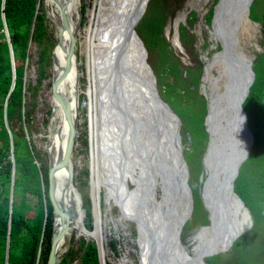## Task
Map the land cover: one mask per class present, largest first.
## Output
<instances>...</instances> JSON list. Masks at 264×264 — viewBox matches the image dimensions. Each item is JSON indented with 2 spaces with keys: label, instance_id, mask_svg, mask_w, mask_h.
<instances>
[{
  "label": "water",
  "instance_id": "obj_1",
  "mask_svg": "<svg viewBox=\"0 0 264 264\" xmlns=\"http://www.w3.org/2000/svg\"><path fill=\"white\" fill-rule=\"evenodd\" d=\"M55 1L58 3L60 13L59 28L54 36L55 45L51 51L53 66L55 65V50L62 51L65 56L58 75L56 76L55 72L52 71L51 90L52 95L57 98L61 105L66 135L63 145L61 142L57 147H53V134L58 135L60 128L58 124H52L51 119L54 110L51 105L47 125L46 152L48 155L47 195L52 209V238L46 264H59L65 254L68 233L78 215L77 206L82 211L80 213H84L78 191L73 185L72 169L80 90H78L75 81L71 95L73 102L71 103L70 97L63 96L57 89V82L66 80L71 71L74 73L76 71L77 29L72 25L71 16L68 15L64 3ZM76 1L79 2V0ZM149 1L136 0L124 19L121 31L118 29L115 32L114 37L117 39L110 64L107 65L106 59H103L104 57L107 58V50H105L102 58L98 59V63L105 66L102 72L106 73V78L113 79L112 96L109 98L112 100L108 103L115 116H107L106 120L111 126H107V131L110 132L111 128L115 127L117 138L122 139V144L117 142L119 150L116 155L120 166L123 167L128 163L126 157L130 153L134 156L139 172L142 171V178L138 175V185L133 184L132 189L137 192L138 202L134 208L131 201L132 215L129 218L135 224L138 242L142 248L140 264H203L202 260H205L209 255L224 251L219 250L216 240L213 239L216 232L215 227L219 225V215L228 206H231V212L235 213L234 200L243 203L234 191V182L239 167L249 155V150L253 144V134L248 127L247 115L242 103L249 94L255 79V72L249 62L242 63L239 60L232 63L236 66L240 65L241 69L244 68L247 76L243 78L242 75L236 74L232 69L234 78L227 94L226 118L223 119L222 123L215 122L213 119L215 110H220L215 106L221 103L220 94L213 105L210 101L213 91L209 90V99L204 94L205 98L209 100L208 104L206 103L207 111L203 122L208 134V146L206 156L203 159V166L209 172L205 184L209 200L205 196V191L201 197L210 224L204 228H210L211 241L215 246L211 250L203 251L200 255L192 254V256L180 239L183 226L193 211L189 168L184 157L180 133L181 120L169 103L160 95L154 72L147 62V51L136 30ZM245 2L246 0H243L242 5H240L241 16L244 15ZM251 2L252 0L247 4V14H249ZM217 3L213 9L211 20L213 30H216L213 22L217 12L221 9H227L232 14L230 9L235 5L234 0H226L223 5ZM77 12H80L79 7H77ZM250 21L252 24H257L251 19ZM214 34L219 41L221 51H226L231 56L230 52H234L232 51L234 46L231 49L226 44V38L221 39L216 31ZM229 75L231 76L230 70ZM245 79L246 82H244ZM123 84H129L132 88L129 90L131 92L134 90L137 94L129 98L127 93V96L116 97L113 100L115 93L121 89ZM75 104L77 110L74 111ZM218 113L225 116L223 112ZM102 122V119L99 118L98 127ZM51 126L54 127L55 131ZM110 134L111 140L116 143L118 139L114 138L112 130ZM106 146L110 147V145ZM99 148L102 149V147ZM112 153L111 149L106 152L104 147L101 156L106 161L110 159ZM115 169L118 170L116 167ZM60 173L65 174L61 195L58 190ZM123 185H125L127 193L132 190L128 189L125 181ZM156 190L159 191L158 199L155 196ZM72 193L76 202L72 200ZM78 201L79 203H77ZM117 206L121 211V204H117ZM96 247L99 264H103L99 254L100 245L97 244Z\"/></svg>",
  "mask_w": 264,
  "mask_h": 264
},
{
  "label": "rangeland",
  "instance_id": "obj_2",
  "mask_svg": "<svg viewBox=\"0 0 264 264\" xmlns=\"http://www.w3.org/2000/svg\"><path fill=\"white\" fill-rule=\"evenodd\" d=\"M217 1L218 0L149 1L145 13L139 20L140 22L137 25L136 30L138 32V35L142 39L145 49L147 51V62L149 63L150 67L154 72L157 88L160 94L161 90L163 89L162 82H171L173 81V78L172 76H170V73L162 71L166 67L167 62H164L162 60L163 51L161 47L156 45L155 43L157 39L153 30L154 26L152 24L153 21L156 20V16L163 18L164 24L162 27L161 34L164 37L166 43L169 45L167 47L170 51L169 55L176 57L180 62L179 68L181 70L182 78H187L188 76V72L186 70L187 67H192L194 70L197 66L200 69L199 82L196 87L197 93L200 96H203L206 103L208 104L209 100H207V98L209 99L210 97L209 90H211V88H208L209 84L204 83L203 81H201V79H203L204 74L206 75L207 70L210 69L211 66L214 64L216 56L220 52H222L221 47L219 45V41L215 36L214 31H216V33L219 35V37H221V39L224 40L225 38L222 34V28L218 23L219 11L217 12L216 19L213 22L214 28L216 30H213L212 28V18L209 23H207L206 21L209 9L212 5H215ZM99 2L98 0L79 1L80 12H78V17L80 24L77 28L76 33V62L78 69L77 71L80 73L79 89L81 92L79 94L78 99V115L76 122L77 131L74 140L72 157L73 185L78 191L79 198L81 200V205V197L88 196L89 198V205L91 210L90 219L86 218L85 211H83L84 213L80 215V210L77 206L79 220L81 221V217L83 220V223L81 221L82 226H85L88 229H93L95 223V211L98 210L101 215L104 250L102 254L99 250V254L102 262L104 264H138L140 251L136 243L137 235L135 231V226L133 225V223H129L127 221L129 219L124 215L122 210L120 211L116 204V201L113 199L111 193L108 192L105 187H101L99 192V198L96 202L94 201L95 197L92 195L91 192L92 154L90 150L92 149L90 143L92 142V136L89 130V125L91 121H95L96 116L99 115L100 111L97 99V83L95 80L96 73H100V69H98V72L97 69H95V52L91 51L90 57L88 55L90 45H87L86 43L89 41V34L86 33L85 35V32H87L86 25L88 24V18L90 17V15L93 18L95 13L96 15L99 13ZM40 3L41 4H39L37 8H40L44 13L47 35L51 37V40L53 41V43H55V24L50 21V18L47 16L46 8L44 6V0H41ZM221 3L222 0H219L217 4L221 5ZM251 5V14L257 16L258 18H261V24L257 23L253 30L243 31L241 34H239L236 37L237 43L234 45V49L236 48L237 51L232 49L233 45L231 46V49L235 52H233V56H237L240 52L244 56V60L248 59V62L253 65L258 55L264 51V0H252ZM184 8H186V13L184 14V16H182L177 22H174L173 20L175 19V16L180 10ZM193 12L195 13L193 14ZM225 18L226 17L224 16L222 23L225 21ZM188 21H190L191 24H189ZM228 23H230V21H228ZM181 24L186 27V32L184 33V36L187 35V39L184 40L182 39V36L180 34ZM94 30H96V28ZM88 33H90V30ZM37 59V48L35 42L33 41L30 42L29 55L25 59L26 69L23 77V101L26 105L24 106L22 111L30 112V123L33 129L32 142L34 143L36 150L41 153L42 158H44L45 161L48 162V155L46 152V146L48 143L47 125L51 112V97L53 96L51 90L53 62L52 55H50V62L45 72L46 77L42 79L40 83H38L39 75ZM221 67L223 68L222 73H224V75L229 71V67L227 66V64H225L224 66H217L215 67V69L213 68L212 72L217 78V80H220L221 77V74L219 73ZM206 68L208 69L206 70ZM196 72L197 71H195V73ZM164 74L167 75L166 79H164ZM189 84L193 88V90H195L196 85H193L192 83ZM34 85L36 86L35 90L28 89V86L34 87ZM215 87L216 84L213 85L214 89ZM204 94L208 97L205 98ZM224 94H228V91H224ZM218 95L219 93L215 94L216 97ZM219 97H221V94ZM198 109L199 107L196 110ZM3 119L4 126L8 131L10 137L8 144L9 146H11L13 145V141H11V139L16 136L15 131L18 132L19 126L22 124V122L24 123V116L22 117V121L14 119L12 121V125L8 122L5 113L3 115ZM10 125L12 126V128H10ZM23 127L25 128V125H23ZM180 133L183 148L184 150H188L190 138L187 132L183 131L182 123ZM3 135L4 132L0 130V138ZM15 142L17 144V150L19 148L23 149L20 140L15 139ZM207 146L208 141H206L205 145L198 150L200 158L197 156V159H200L202 163V172L200 179L192 180L191 173L189 170V182L191 184V187L192 189H199V194H203L204 191H206L205 184L209 176V172H207V170H205V167L203 166V159L206 156L205 154ZM190 151L191 150H189V152ZM14 159L15 157L13 154L11 160L14 161ZM112 161L113 160H111V166L113 165ZM248 166V162L243 163V165L241 166L242 175L245 176L247 174ZM108 167H110L109 161L106 162L105 168L102 167V170L105 169V171H103L104 175L106 173L110 174ZM256 177H260L259 174H257ZM13 185L14 186L12 189L14 191V195L11 200L9 199L10 203L9 201L6 202L5 200L0 199V208L8 207V210L9 207H11V209L18 208L24 210L25 207L34 208L31 205L25 206L22 203H18L19 194L15 192V188L17 191L16 185ZM130 187L132 188L133 186ZM6 193H8V197H11V184L10 186L8 185ZM26 196L23 197L26 198L28 201L31 200V203H36L33 198L30 199ZM241 197L246 202V199L242 195ZM22 200L25 199L22 198ZM245 202H243L244 204L241 203L239 207L238 204L234 203L233 201L236 207V212H231L232 207L228 206V208L224 210V217H222L221 219L219 218L221 220L219 221L220 225H218V227H215L216 232L213 236V239L216 240V244L219 250L224 251H222L223 253H221L220 255L223 256L220 257V259L215 260V264H237L238 260L240 259L244 260V262L241 264H252V261L254 264L264 263V261L261 262L263 260V255H260L261 247L259 245V236L263 235V220H260L257 224L254 223L251 211L248 209L249 206L247 202ZM77 203H79V201ZM204 211L205 210L202 204L199 211V215L194 217L192 213L191 217L186 221V223L188 222L189 224L183 227V230L180 234L181 242L185 245L186 249L189 253H191V255L202 253L201 247L203 246V243L200 242V238L198 236L201 232L203 242L206 240L212 245H214L213 242L210 240V228H204L206 226H209L210 224H203L202 222L205 216ZM10 215L11 211L9 213V217ZM240 222L243 223L239 226V233L235 234L232 238H230L229 243L228 241H224L225 232L234 229L236 225ZM250 237H252V239H250ZM80 239H84L87 242H94L96 245L99 244L96 240L91 237H87L85 235H77L76 232H73L68 238L65 251H69L70 248H73V250H78ZM231 244L233 245V248ZM102 255H104V257H102ZM202 261L203 264H208L206 259ZM79 262L80 258L77 257L71 264H79Z\"/></svg>",
  "mask_w": 264,
  "mask_h": 264
},
{
  "label": "trees",
  "instance_id": "obj_3",
  "mask_svg": "<svg viewBox=\"0 0 264 264\" xmlns=\"http://www.w3.org/2000/svg\"><path fill=\"white\" fill-rule=\"evenodd\" d=\"M40 2L41 0H0V130L4 132V135L0 138V199L6 202L9 201L6 189L8 185L10 186L13 178V184L17 187V191L14 187L15 192L19 194L18 203L34 207H25V210L11 209L10 217L8 207L0 208V264H46L51 245L52 209L47 195V162L32 142L31 114L22 111L26 105L23 101V77L30 42H35L38 53V83L46 77L45 72L50 62L49 57L55 45L51 37L47 35L44 13L40 8H37L41 4ZM251 6L249 18L261 22V18L251 14ZM212 12L213 6L208 11L207 23L211 20ZM188 22L191 24L190 21ZM163 24V18L156 16V20L152 24L157 39L155 43L163 51L162 60L167 62L162 71L170 73L173 81L162 82L161 96L177 113L183 124V131H186L190 138L188 150H184V157L189 165L191 179L198 180L202 172L201 160L197 159V156L200 158L198 150L205 145L208 139L203 123L207 111L206 101L203 96L197 93L196 88L199 82L200 69L197 66L194 70L192 67H187L188 76L182 78L179 68L180 62L176 57L169 55L170 51L167 48L169 45L161 34ZM185 32L186 27L181 24L180 34L183 40L187 39V35L184 36ZM252 67L255 72V79L250 87L249 94L242 103V107L247 115L248 127L253 134V144L248 157L243 161V163L248 162L249 164L248 172L245 176L241 174L242 163L234 182V190L243 202L245 201L241 195L246 199L253 222L257 224L260 220H263V235L259 236L260 255H263L261 262H263L264 51L258 55ZM195 71L197 72L195 73ZM166 78L167 75L164 74V79ZM189 83L196 85L195 90ZM28 89L35 90L36 86H28ZM196 106L199 107L198 110H196ZM4 113L11 125L14 119L22 121L24 116V123L22 122L19 126L18 132L14 130L16 136L11 139L15 157L13 163L15 172L12 178V163L8 159L10 137L3 123ZM11 125L10 128H12ZM23 125H25V128ZM15 139L21 141L23 149L19 148L17 150ZM189 150L191 151L189 152ZM257 174L260 177H256ZM192 193L194 201L193 216L196 217L199 215L202 200L199 189H192ZM23 196L33 198L36 203H31V200L28 201ZM22 198L25 200H22ZM81 199V207L85 211L86 218L90 219L89 198L83 196ZM204 213L205 216L202 222L208 224L206 212L204 211ZM80 219L83 223L82 217ZM188 224L187 222L186 226ZM7 239H9L8 242ZM221 253L223 252L206 257L207 263L215 264V260L223 256H220ZM77 257L80 258L79 264H99L97 247L94 242L80 239L78 250L70 248L63 255L59 264H71ZM6 258L7 262L5 263ZM243 262L244 260L240 259L237 264ZM252 264H254L253 261Z\"/></svg>",
  "mask_w": 264,
  "mask_h": 264
},
{
  "label": "bare ground",
  "instance_id": "obj_4",
  "mask_svg": "<svg viewBox=\"0 0 264 264\" xmlns=\"http://www.w3.org/2000/svg\"><path fill=\"white\" fill-rule=\"evenodd\" d=\"M57 1L58 2L61 1L64 3L65 9L68 15L71 16L72 25L77 29L80 24L78 12H77V7H79V2H77L76 0H57ZM135 1L136 0H100L99 2L98 0L99 2L98 3L99 13L97 14L98 16L96 15V13L93 18L90 15V17L88 18V24L86 25L87 32H85V35L86 33L89 34V41L86 43L87 45H90V50H89L88 55L90 57L91 51L95 52V55H94L95 69H97V72H98V69H100V73H96V78H95L96 83H97V99H98V106L100 103V107H99L100 111H99V115L96 116L95 121L94 120L91 121L89 125L90 127L89 130L92 136V139H91L92 142L90 143L91 149H92L90 150L92 154V174H91L92 191L91 192H92V195L95 197L94 201L96 202L97 199L99 198V194H100L99 192H100L101 187L102 186L105 187L108 190V192L111 193L116 203L118 205L121 204L122 206L121 210L128 219L132 215V206L130 204L131 201H132L134 208L137 205V202H138L136 198L137 192L135 189H132L130 190L129 193H127L124 190V185L122 181L127 180L128 182L138 185V175L142 178V171L139 172L134 156H132L130 153H128V155L130 156V160H128V163H126V165L123 167L120 166L116 158V155L119 150L118 149L119 145H117V142L122 144L121 142L122 139L120 137L117 138L118 135H117L116 128L112 127L111 128L112 134L113 136H115L114 138L118 140L116 141V143L111 140V134H110L111 130L110 132L107 131V126H110V125L108 121L106 120L107 116H115V114H113L112 109L110 108L111 106H109V103H108V101L112 100V99L109 100V98L112 96L111 85H112L113 79L106 78L107 77L106 73L102 72L104 70L103 67L105 66L102 63H98L97 60L102 58L100 56H103L105 50H107L108 51L107 58L104 57L103 59L104 60L106 59L107 65L110 64L112 57H113L115 42L117 39L116 37H114V34L118 29L119 31H121V28L124 23V19L126 18L128 12L132 8V5L135 3ZM225 1L226 0H222L221 5H223ZM249 1L250 0H246V2L244 3L245 10H244L243 16H241V8H240V5H242L243 0H234V4L236 6L234 5L233 7H231L230 12H232V14H230L227 9L219 10L218 23L222 28V31H223L222 34L227 39L226 44H228L230 47L232 45L234 46L237 43L236 37L239 34H241L243 31L253 30L256 26V24H252L247 14V4ZM44 6L46 8L47 16L50 18V21H52L55 24V27H56L55 33L57 34V31L59 28L58 18H59V13H60L59 8H58V3L55 0H44ZM185 13H186V8L180 10L178 14L175 16V19L173 21L177 22L182 16H184ZM224 16L226 18H225V21L222 23ZM228 21H230V23H228ZM95 28L96 30H94ZM89 30H90V33H88ZM230 54L231 56L226 51L220 52L216 56L214 64L211 66V68L210 69L206 68V70L207 69L208 70L206 72V75L204 74L203 76V82L208 83L209 87L211 88V91H213V96H211V99H210L212 105L213 103H215L216 98H217L215 94H218V93L221 94V97H220L221 103H218L215 105L220 110L219 111L215 110L216 112L213 114L214 121L219 122V123H222L223 119L226 118L225 109H226V106L228 105L226 101L228 95L226 94L227 95L226 96L224 94V91L226 90L229 91V88L233 82V78H234L233 70L236 74L242 75L243 78L244 76H247V73L244 70V68L241 69L240 65L236 66V65H233L232 63L235 61H239V60L242 63H248V59L246 58L247 60H244V56L240 52L238 53L237 56H233V52H230ZM64 56L65 55L62 51L58 49L54 51L55 65L53 66V71L55 72L56 76L58 75L61 69ZM97 64H98V67L96 66ZM225 64H227L230 67L229 70L231 71V76L229 75V71L228 73H225L224 75V73H222L223 68L221 67V70L219 71V73L221 74V77H220V80H217V78L212 72L213 68L215 69V67L220 66V65L224 66ZM77 70L78 69L76 66L75 73L71 71V73L68 75L66 80L62 82L60 81L57 82V89L62 93L63 96H69L71 103L73 102L71 100V95L73 94L75 81H76V85L78 86V90H80L79 84H78L80 73ZM226 75L228 76V78ZM244 82H246V79ZM214 84H216L215 89L213 88ZM129 88H131L129 84H123L121 86V89H119L117 93H115L113 100H115L116 97L119 98L122 96H127V93L129 94V98L137 94L134 90L131 92ZM51 101H52V106L54 110V114L52 116L51 121H52V124H55V125L58 124V127L60 128V132L58 135L53 134V147H57V145H60L61 142H62V145L64 144V140H65L64 138L66 135V126L63 120L62 108H61L59 101L54 96L51 97ZM225 103H227L226 106H225ZM75 110H77L76 104L74 106V111ZM218 112L225 113V116L220 115ZM99 118H101L103 121L102 124L100 123V127H98ZM51 128H53V131H55L53 126H51ZM106 145H110V147ZM99 147H102V149L100 150ZM104 147L106 149V152L110 149L113 151V153L111 154L112 156L110 155L111 157L109 159L110 167H108V169H109L110 174L106 173L105 175L103 174V171H105V169L103 170L101 169V167L105 168V164H106V161H104L103 157L101 156V152L104 151ZM112 157H113V161H112L113 165L111 166ZM115 166L119 170L120 173L115 171ZM101 170H102V173H101ZM64 178H65V174L60 173L59 184H58V190H59L60 195L63 193L61 190H62V187L64 186ZM157 195H158V191L156 190L155 196L157 197ZM205 196L207 197V200H209L207 189L205 191ZM72 200L73 201L75 200L76 202V199L73 193H72ZM234 203H237L238 206L240 207V204H241L240 202H238L237 200H234ZM223 215H224V210L219 215V218L221 219L222 217H224ZM220 219L219 221H221ZM242 223L243 222H240L239 224L236 225L234 229H231L230 231L225 232L224 241L226 242L228 241L229 243L230 238H232L235 234L239 233L238 232L239 226ZM88 230L90 229L86 228L85 226H82L81 221L79 220V213H78L74 221V225L72 226V228L70 229L68 233L69 234L68 238L73 232L74 233L76 232L77 235H85L87 237H91L99 243L100 251L102 254L104 250V246H103L104 244H103V235H102V227H101V215L98 210L95 211L94 228L91 229L92 231H88ZM201 233L198 236L200 238V242L203 243V246L201 247L202 252L205 250H210L214 248L215 245H212L208 241L205 240L203 242ZM102 257H104V255H102Z\"/></svg>",
  "mask_w": 264,
  "mask_h": 264
},
{
  "label": "flooded vegetation",
  "instance_id": "obj_5",
  "mask_svg": "<svg viewBox=\"0 0 264 264\" xmlns=\"http://www.w3.org/2000/svg\"><path fill=\"white\" fill-rule=\"evenodd\" d=\"M162 98H163V97H162ZM163 99H164V98H163ZM164 100H165V99H164ZM126 159H127V162H128V160H130V156L126 157ZM108 161H109V159L106 160V162H108ZM115 167H116V166H115ZM101 169H102V167H101ZM115 171L118 172V173H120L119 170H116V169H115ZM122 182H124V181H122ZM125 182L127 183V187H128V189H132V188L134 187L133 183L128 182L127 180H125ZM130 186H133V187L131 188ZM124 190H126L125 185H124ZM157 191H158V190H157ZM156 198L158 199V195H157ZM127 221H128L129 223H133V222H131L130 220H127ZM133 225L135 226L134 223H133ZM135 231H136V229H135ZM136 243H137V245H138V247H139V251H140V254H139L140 257H139V262H138V264H140L142 248H141V244H140V242H138V237H136Z\"/></svg>",
  "mask_w": 264,
  "mask_h": 264
},
{
  "label": "clouds",
  "instance_id": "obj_6",
  "mask_svg": "<svg viewBox=\"0 0 264 264\" xmlns=\"http://www.w3.org/2000/svg\"><path fill=\"white\" fill-rule=\"evenodd\" d=\"M216 5V4H215ZM215 5H212L213 6V9H214V7H215ZM251 5V4H250ZM249 13H250V6H249ZM212 16H213V12H212ZM248 16H249V14H248ZM212 18V17H211ZM252 20V19H251ZM140 22V21H139ZM255 22H257V23H259V24H261L260 22H258V21H255ZM139 24V23H138ZM137 28V27H136ZM138 33V32H137ZM161 95V94H160ZM14 129V128H13ZM12 141V140H11ZM10 148H12V151H13V154H14V149H13V145H11L10 146ZM9 156L10 155H8V159L10 160V161H12L10 158H9ZM13 163H14V161H13ZM241 166V165H240ZM47 167H48V162H47ZM240 168V167H239ZM239 172V171H238ZM200 176H201V174H200ZM200 176H199V179H200ZM190 183V182H189ZM235 191V190H234ZM192 195H193V193H192ZM201 195V194H200ZM158 197H159V191H158ZM201 200H202V197H201ZM202 204H203V208H204V210L206 211V209H205V207H204V203H203V201H202ZM193 208H194V201H193ZM192 213H193V211H192ZM206 214H207V220H208V213H207V211H206ZM192 215V214H191ZM208 223H209V220H208ZM186 224L187 223H185L184 224V226H186ZM183 226V227H184ZM183 230V229H182ZM136 235H137V233H136ZM137 237V236H136ZM8 240L9 239H7V242H8ZM233 244V243H232ZM231 244V245H232ZM65 252H67V251H65ZM98 252V251H97ZM220 253V252H219ZM215 254H217V253H215ZM213 255V254H212ZM98 259H99V257H98Z\"/></svg>",
  "mask_w": 264,
  "mask_h": 264
},
{
  "label": "crops",
  "instance_id": "obj_7",
  "mask_svg": "<svg viewBox=\"0 0 264 264\" xmlns=\"http://www.w3.org/2000/svg\"><path fill=\"white\" fill-rule=\"evenodd\" d=\"M10 152H11V148H10V146H9V151H8V153H9V155H10ZM10 161V160H9ZM11 163H12V170H11V178L13 177V174H14V172H15V169H14V164H13V161H10ZM37 164H38V162H37ZM39 165V164H38ZM13 178H12V181H11V197H9V199L11 200V198L13 197V195H14V191H13ZM43 195H44V193H43ZM9 203H10V201H9ZM11 205V204H10ZM10 211H11V207H9V210H8V213H10ZM6 256H7V246H6ZM7 262V258H6V261H5V263Z\"/></svg>",
  "mask_w": 264,
  "mask_h": 264
},
{
  "label": "built area",
  "instance_id": "obj_8",
  "mask_svg": "<svg viewBox=\"0 0 264 264\" xmlns=\"http://www.w3.org/2000/svg\"><path fill=\"white\" fill-rule=\"evenodd\" d=\"M12 155H13V151H12V148H11V152H10V156H9L10 159H12Z\"/></svg>",
  "mask_w": 264,
  "mask_h": 264
}]
</instances>
